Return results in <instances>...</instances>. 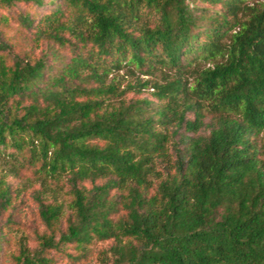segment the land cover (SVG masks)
Segmentation results:
<instances>
[{"label":"trees","instance_id":"16d2710c","mask_svg":"<svg viewBox=\"0 0 264 264\" xmlns=\"http://www.w3.org/2000/svg\"><path fill=\"white\" fill-rule=\"evenodd\" d=\"M253 1L0 0V163L39 181L45 228L16 264L106 241L99 264H264ZM147 88L156 102L138 98ZM10 196L0 180V212Z\"/></svg>","mask_w":264,"mask_h":264},{"label":"rangeland","instance_id":"374dc122","mask_svg":"<svg viewBox=\"0 0 264 264\" xmlns=\"http://www.w3.org/2000/svg\"><path fill=\"white\" fill-rule=\"evenodd\" d=\"M254 1L263 2L264 0ZM6 35L14 43L22 47L23 50H29L26 42H21V40L16 38L19 35L16 24H11L10 28L6 30ZM41 50V48L35 49L34 55H39ZM120 75H123V73L121 72ZM141 79L146 80L148 77L141 76ZM152 91L151 88L143 89L138 98H146L152 102H156V99L152 96ZM132 97L133 94L130 93L126 96V99L128 100ZM187 117L188 119H192V115H188ZM202 133H207V131L203 130ZM172 158L174 157L172 156ZM0 180H3L9 187L12 200L11 206L0 212V237L4 238V241L0 243V264H16L14 256L18 254L20 241L23 240L33 250L38 246L36 234H42L45 230L38 216V205L32 198L33 192L39 188V181L34 178L31 172L25 170L13 174L10 172V167L2 163H0ZM64 191H66V188ZM64 191L59 193L57 198L59 202L63 203L67 216L69 214L67 204L70 201V197L64 195ZM47 201L50 202L51 198L48 197ZM66 216L62 219V229L66 226ZM111 244L112 241H106L89 246L86 256L78 261L74 260V257L79 254L74 245L66 246L62 251L50 250L47 256L53 260L52 264H99V252L107 249Z\"/></svg>","mask_w":264,"mask_h":264}]
</instances>
